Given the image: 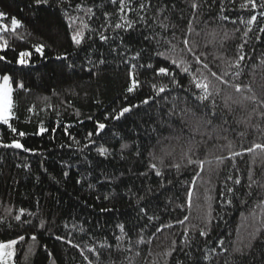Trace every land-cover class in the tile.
<instances>
[{"label": "trees", "instance_id": "obj_1", "mask_svg": "<svg viewBox=\"0 0 264 264\" xmlns=\"http://www.w3.org/2000/svg\"><path fill=\"white\" fill-rule=\"evenodd\" d=\"M75 2L79 0H74L73 3H68L67 0L64 3L61 0H48V3L43 5H37L35 0H0V12L6 14L0 23L11 28V19L16 18L22 25L15 34L11 31L0 33L9 41V47L0 50V55L5 56V60L0 61V75L8 74L13 78L16 118L10 123L18 131L26 133L25 137H13L7 126L0 125V136H3L5 143L11 142L13 138L19 139L25 147L36 152L33 154L22 150L0 148V158H2L0 159V216H7L8 221L15 224L12 217L19 213V209L23 208L35 214L31 217H22L32 221L34 227L29 230H25L28 226L8 230L7 235L10 238H15L17 233L25 236L26 242L17 245V264H51L52 259H55L56 264H87L80 256L79 249L72 248L65 241H58L56 236L72 239L82 246L84 243L98 244L105 240L115 246L117 243L115 237L121 235L118 224L125 225V231L129 232L133 243L131 252L116 251L115 247L113 248V257L117 264L124 261L125 256L133 257L134 264H151L152 261L165 264L166 259L170 264H175L174 259L166 257L164 253L171 249L173 240L179 245L185 239L184 227L189 229L187 238L192 241L191 248L186 250L193 256L200 257V264H217V262L225 264L226 260L232 259L234 246L248 243V234L252 231L253 224L250 211L254 210L259 218L262 209L257 208L251 201V206L240 205L239 201H235L222 213L220 207L222 198L219 192L224 187L225 178L229 174L234 178L237 175L241 176L242 185L247 183L250 167L254 172V179L264 183V175H262L264 153L257 149L256 161L253 164V154L245 152L243 158L236 157L235 167L231 160L218 166L215 157L229 156V149L226 147L229 142L232 144V151L251 147L254 142L264 143V136L258 131L253 132L251 128V125L261 123L252 112L255 105L251 102H248L244 108L232 105L233 111L227 115V124L216 119L212 125L207 126L203 122L202 113L193 109L194 114L189 113L185 117L186 124L182 133L179 122L174 124L175 131L165 128L162 134L151 133L150 129L156 126L155 119L158 113L156 108L149 106L134 110V113L138 112V114H126L128 118L112 119L113 109L119 110L128 104V100L124 98L129 95L126 93L127 66L122 61L121 53L127 57L141 49L150 52L155 45L144 40L143 37L154 33L142 24L137 25L135 31L129 32L111 27L105 30L100 27L104 22L102 12L114 11V6L108 4L106 0H85L89 5L104 2V7L93 8L99 19L94 17L87 22L97 29V32L89 33L86 29H81L86 39L77 47L71 39L73 30L80 28V20H87V16L83 11L74 10ZM174 2L178 9L184 10L185 18H189L190 10L183 0H174ZM242 2L243 0H235L234 5L229 4V10L224 13L229 16L227 21L216 20L215 23L207 25L194 22L196 31L201 35L193 34V38L200 43V51L209 53V62L213 54L236 57V46L243 42L240 36L244 30V26L239 24L237 18L243 16L247 19L249 15L246 11L236 10ZM225 3L228 4V0H225ZM259 11L260 9L256 10L257 13ZM218 12L219 0L213 6L212 15ZM152 14L153 10H150L148 15ZM129 15L135 18L134 13ZM171 15L173 20L179 23V13L172 12ZM68 16L76 21L71 28L68 26L70 23ZM118 19V14L110 18L113 25ZM204 19L207 17L202 16V20ZM232 20H237V24L233 25ZM261 23H264V20L252 25L253 33H250L252 39L245 46L246 56L243 62L247 65V74L243 82L250 84L253 92L258 96L264 92V65L260 63L261 59H264L261 55L264 52V33L260 34L262 37L260 42L255 41L254 36ZM236 27H240L241 32L235 33V38L228 39L221 48L219 41L224 33L227 32L229 37H232L233 29ZM213 31L217 33L216 43L205 48L203 45L212 39L207 34ZM98 32H103L108 40L101 41ZM37 45H44L43 56L35 51ZM126 46L130 51L126 50ZM113 49L115 51H112ZM25 50L31 51L32 56L29 64L22 66L16 63V58L20 51ZM159 50L164 51L165 48L162 46ZM58 56L67 58L57 59ZM100 59L106 62L101 64ZM144 59H147V54ZM140 72L141 80L152 78L151 71L144 72L141 69ZM20 82L24 84V89L17 87ZM182 83L187 85V79ZM221 88L224 86L221 85ZM149 91L148 87H144L134 97L129 98L132 103H139L141 99L146 98ZM229 93L234 98L239 95L231 88L224 89L221 95L216 97L221 109L224 98ZM172 95L183 98L186 94L181 89L178 93L173 92ZM195 103L189 98V107ZM184 106L183 103L180 104V107ZM29 108H34V111L29 112ZM145 109L148 115L145 114ZM150 116L152 119H149ZM97 121L105 123L107 127L100 136L93 135L92 139L96 143L92 144L86 137L87 133L93 131ZM237 121L245 123L238 124ZM41 124L49 131L36 135ZM65 128L68 129L71 137L80 141L79 144L65 133ZM225 128L229 130L225 131ZM238 132H245L246 137L238 136ZM158 135L159 143H157ZM190 135L196 141L206 142L199 145L197 157L211 161V164L205 163L204 171L196 179L192 189V205L188 208L186 192L195 174L194 170L199 171L196 166L183 168L187 162L184 153ZM85 144L88 145L87 148L84 147ZM122 144H128L129 148L122 150ZM101 145L109 149L110 154L107 157L98 155L96 149ZM221 145L225 147L221 148ZM137 147L143 153L142 156L135 154ZM150 151L155 152L157 159L152 162L157 163L158 167H160L159 158L166 152H171V156H166L165 161L167 164L180 163L181 172L178 174L174 169L164 168L165 175L157 177L147 166ZM122 155L124 158H121ZM24 164H28L29 169H25ZM64 172L68 173L66 177L63 175ZM169 180L172 184L168 183ZM160 184L164 187H160ZM227 184L232 186V181H227ZM236 187L241 192L246 190L241 186ZM150 188L152 192L148 191ZM142 196L145 199H139ZM209 196L213 197L211 201L207 199ZM209 203L213 209L212 215H224L227 223L220 219L212 220L213 229L206 238L199 235L198 229L207 230L205 218L209 211ZM178 204H184V209L177 208ZM142 208L146 209V215L141 212ZM6 209H11L10 215ZM101 209H110V211H101ZM184 215H188L189 220L182 227L175 221L182 219ZM147 216L159 217L158 220L154 219L142 233L145 239L150 237L152 242L147 245H136L137 233L147 222ZM41 218L45 220L43 229L39 227ZM65 223L68 224V228L63 226ZM167 223H171L172 227L163 226ZM73 224L76 225L75 229L72 228ZM158 226L161 227V231L155 232ZM257 226H260L259 220ZM81 227L85 229L84 233L79 232ZM32 235L37 236L35 242L31 241ZM4 236L5 231L0 229V238ZM218 238L225 240L223 247L227 251H222L218 246ZM121 243L123 247H128L127 238ZM30 246L32 253L26 258L25 253ZM214 247L215 253L210 251ZM137 248L141 251L139 257L135 256ZM149 250L151 256L148 255ZM48 252L52 253L51 258L48 257ZM205 254L211 259L203 260ZM173 257L191 264L182 252L173 253ZM260 259L261 252L255 251V258L251 264H259Z\"/></svg>", "mask_w": 264, "mask_h": 264}, {"label": "snow or ice", "instance_id": "obj_2", "mask_svg": "<svg viewBox=\"0 0 264 264\" xmlns=\"http://www.w3.org/2000/svg\"><path fill=\"white\" fill-rule=\"evenodd\" d=\"M62 3L66 0H61ZM68 3H73L74 0H67ZM106 2L114 6V11L105 10L102 12L104 22L101 23L100 27L107 30V28H114L122 30L124 32L135 31L137 25L142 24L146 26L147 29L151 30L153 35H144V40L151 42L155 47L149 52V50L141 49L140 51H135L132 55L125 57L121 53V58L123 63L127 66L128 74V83L126 87V95L124 98L128 100L127 106H122L119 110H112V119L120 120L121 118H128L126 114H138L134 113V110L141 109L144 106H149L157 109V117L155 119V127L150 129L151 133L162 134V130L165 128L172 129L175 131L174 124L179 122L181 125V133L183 132V126L186 124L185 117L189 113H193V109L200 111L202 113V119L204 124L212 125L213 121L216 119L222 120L224 124L228 123L227 115L231 114L233 109L232 105L240 106L241 108L246 107L248 102H251L255 107L252 108V112L255 113L256 117L261 121L255 125H251L253 132H260L264 136V92L258 96L250 84L244 83L243 79L246 76V68L243 62L245 61L246 53L244 52L245 46L250 42L252 37L250 33H253L252 25L260 23L261 20H264V2L258 3L257 0H243L239 4V8L236 10H243L248 12V18L245 19L243 16L237 18L240 25L244 26V30L240 39L242 43L237 44L236 50L237 55L235 58H229L226 54L212 55V60L208 61L209 53L205 51H200V43L193 38L195 36H200L201 33L196 31L194 22L204 23L205 25L209 23H215L216 20L227 21L229 16L224 13L229 10V4L234 5L235 0H228V4L225 3V0H219V12L216 15H212L213 6L217 4V0H183L187 5V8L190 10V17L185 18L184 10L178 9L174 0H106ZM37 5L47 4L48 0H35ZM103 8L104 2L93 3L89 5L85 0H79L75 2L74 10L83 11L86 13L87 20H80V28L74 29L72 34V42L77 46H81L85 42V33L81 29H86L89 33L97 32V29L90 26L87 21L92 20L94 17L99 19L96 16V12L93 11V8ZM260 9L257 13L256 10ZM153 10L151 16L148 15L149 11ZM179 13V23L174 21L171 13ZM134 13L135 18L131 17L129 14ZM168 13V14H166ZM118 14L119 19L113 25L110 18ZM5 13L0 12V20L5 17ZM202 16L207 17V19L202 20ZM259 18V19H258ZM67 19L70 21L69 27H72V24L75 23V19L71 16H68ZM79 19V18H77ZM151 20V23H149ZM186 20V23H185ZM237 20H232L233 25L237 24ZM21 22L16 18L11 19V28L8 25L0 23V33H8L11 31L13 34L16 33L17 29L21 27ZM159 29V31H156ZM241 32L240 27L233 29L232 37H229L228 33L225 32L224 36L220 39V47L223 48L225 42L228 39H234L235 33ZM261 33H264V23H261L258 27V30L255 33L254 39L257 42L262 40ZM101 41L106 42L108 37L104 35L103 32L97 33ZM207 35L211 36L212 39L208 40L203 46L207 48L209 45H214L216 43L217 33L214 31L208 33ZM0 50H5L9 47V41L5 38L4 35H0ZM123 43V37L121 38ZM164 47V51H160V47ZM126 50L127 46H126ZM255 50V48L253 49ZM35 51L41 56L44 55V45L35 46ZM112 51H115L113 49ZM145 54H147V59L145 60ZM264 56V52L261 53ZM32 56L31 51H20L18 57L16 58V63L19 65H28L30 57ZM67 57L58 56L57 59H66ZM5 60L4 55H0V61ZM144 62H141V61ZM220 61L221 63H218ZM91 63V60L89 61ZM106 61L100 59L99 63L103 64ZM261 65H264V59L260 61ZM156 64H164L165 66H155ZM211 65V66H210ZM223 65V66H222ZM70 67L72 65H69ZM216 70H213V69ZM143 69L144 72L151 71L152 78L141 80V72ZM187 79V85L183 84L182 81ZM13 78L8 74L0 76V125L7 126L10 133L13 137H25L26 133L23 131H18L16 127L10 123L14 120V99H13ZM221 85L224 88H221ZM18 88L24 89V84L20 82L17 85ZM144 87L149 88V94L146 98L141 99L139 103H132L130 96H133ZM231 88L234 90V93L239 94L237 97H233L231 93L227 94L224 98L223 108H220V105L217 104L216 97L221 95V92L226 89ZM183 89L185 96L181 98L179 95H172L173 92H179ZM194 100L196 103L191 107L188 106V100ZM47 99V98H45ZM230 102V103H229ZM183 103L185 106L180 107V104ZM51 107V105H49ZM29 112H33L34 108H29ZM78 114V113H77ZM145 114L148 115L147 109H145ZM91 119V117H89ZM108 119V117H105ZM149 119H152L150 116ZM237 123H245L244 121H237ZM107 125L103 122L97 121L92 132L87 133L86 139L95 144L96 141L92 139L93 135L100 136L103 130ZM225 131L229 129L225 128ZM49 129L45 128L42 124L40 125L36 135H42L45 132H48ZM55 131V129H52ZM190 131H192L190 129ZM65 133L70 136L71 139L76 144H79L80 141L76 140L75 137H71V134L68 133V129L65 128ZM238 136L246 137L245 132H238ZM227 139V137H224ZM160 142L159 135L157 136V143ZM201 143H206L205 141H196L193 136H189L187 144V150L184 153L186 159V164L183 165L184 169H188L192 166L198 167L199 171H195L194 176L192 177L190 187L187 189V207L191 208L192 205V189L195 186L196 179L201 176V173L204 171L205 163L211 164V161L201 160L197 157V152L199 145ZM85 148L88 147L87 144L84 145ZM221 148L225 145H221ZM229 149V156L222 157L216 156L215 160L217 165H223L227 160H231L233 167L236 166V157L243 158L244 153L253 154L252 163L255 164L256 161V150L259 149L261 153H264V143H253L251 147L242 148L241 151H232V144L226 146ZM0 148L3 149H16L22 150L23 152H31L36 154L34 149L25 147L19 139L13 138L11 142H3V136H0ZM128 144H122L121 149H128ZM98 155L102 157H107L110 152L107 147L103 145L97 147L96 149ZM135 154L137 156H142L143 153L137 147L135 149ZM171 152H166L164 156L159 158V165L152 161L156 160L155 152H149L148 158V168L150 171H153L157 177H163L165 175L164 168L174 169L178 174L182 170V165L180 163L167 164L165 161L166 156H171ZM121 158H124L123 155ZM2 159V158H0ZM20 167V165H17ZM25 169H29L28 164H24ZM47 171V169H45ZM238 171V170H237ZM218 174V173H217ZM63 175L66 177L67 172H64ZM141 175H147V173H141ZM264 175V173H262ZM242 177L237 175L235 178L229 174L225 178L224 187L219 192V196L222 198V203L220 205L221 212L234 204L235 201H239L240 205L251 206L250 201L257 208H261L259 218L256 215V212L250 211V216L252 217V231L248 234V243L237 244L232 249V259L226 260L225 264H251V261L255 258V251L261 252V259L259 264H264V183L254 179V172L250 167L247 175V183H241ZM227 181H232V186L227 184ZM79 182V181H78ZM169 184H172V181H168ZM236 186H241V188L246 189L241 192ZM160 187H164L163 184H160ZM149 192H152V189H148ZM107 198V197H106ZM139 199L143 200L145 197H140ZM209 201L213 197H207ZM171 202V201H169ZM177 208L183 210L185 205L178 204ZM101 211H110V209H101ZM212 206L209 203V211L206 215V224L207 230L199 228V235L202 237H208L210 232L213 229L212 220L220 219L227 223L224 215L213 216L212 215ZM6 212L10 215L11 209H6ZM141 212H144L145 215L146 209L142 208ZM35 215L32 212H27L26 209H19V213L12 217V220L15 221V224L8 221L7 216H0V229L5 231L4 238H0V264H17V245L25 241V236L17 233L15 238H10L7 233L8 230L15 229L16 227H25V230H29L34 227L30 219H22L24 216L31 217ZM158 220L157 216H147V222L142 226V228L137 233L138 238L135 240L136 245H147L151 244V238L145 239L142 234L148 225L154 220ZM247 219V217L245 218ZM189 220L188 215H184L182 219H177L175 222L182 227L185 225V222ZM257 220H259V225L257 226ZM65 228H68V224L63 225ZM164 227L171 228L172 224L167 223L163 225ZM39 227L45 228V220L43 218L39 221ZM117 227L120 230L121 235L115 237L116 244L113 246L108 243L106 240L93 244L84 243L83 246L81 243H76L72 239H66L63 236H56L58 241H65L67 244L71 245L72 248L79 249V254L83 257V260L87 264H117V261L113 257V248L115 247L116 251H132V238L129 235V232L125 231L124 224H118ZM196 227V226H193ZM218 227V225L216 226ZM72 228L75 229L76 225L73 224ZM161 231V227H156L155 232ZM80 233H84L85 229L83 227L79 228ZM189 229L184 227L185 239L181 241L179 245L176 244V241L173 240V246L167 252L164 253L166 257H172L175 261V264H186L185 260H180L173 257V253L182 252L187 261H190L191 264H200V257H195L190 251L186 249L191 248L192 241L188 237ZM71 235V233H69ZM154 235V233H153ZM127 238L128 247H123L122 241ZM37 240L36 235L31 236V241L35 242ZM210 243V241H208ZM243 242H241L242 244ZM225 240L223 238H218V246L222 251H227L224 248ZM215 253V247L210 250ZM32 253L31 246L28 249V252L25 253V257ZM87 253V254H86ZM90 254V255H89ZM48 257H52V253L48 252ZM141 251L137 248L135 256L139 257ZM148 255L151 256L152 253L149 250ZM106 257V259H102ZM211 257L207 254L203 256V260H210ZM134 264V259L131 256H125L124 261H120L119 264ZM51 264H56L55 259H52ZM151 264H158L157 261H152ZM165 264H170L169 260H165ZM219 264V262H217Z\"/></svg>", "mask_w": 264, "mask_h": 264}, {"label": "rangeland", "instance_id": "obj_3", "mask_svg": "<svg viewBox=\"0 0 264 264\" xmlns=\"http://www.w3.org/2000/svg\"><path fill=\"white\" fill-rule=\"evenodd\" d=\"M1 76V75H0Z\"/></svg>", "mask_w": 264, "mask_h": 264}]
</instances>
